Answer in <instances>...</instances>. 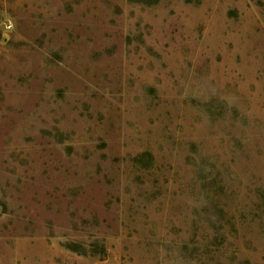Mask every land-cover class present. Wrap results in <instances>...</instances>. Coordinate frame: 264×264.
I'll return each mask as SVG.
<instances>
[{
	"label": "rangeland",
	"instance_id": "rangeland-1",
	"mask_svg": "<svg viewBox=\"0 0 264 264\" xmlns=\"http://www.w3.org/2000/svg\"><path fill=\"white\" fill-rule=\"evenodd\" d=\"M0 264H264V0H0Z\"/></svg>",
	"mask_w": 264,
	"mask_h": 264
},
{
	"label": "built area",
	"instance_id": "built-area-1",
	"mask_svg": "<svg viewBox=\"0 0 264 264\" xmlns=\"http://www.w3.org/2000/svg\"><path fill=\"white\" fill-rule=\"evenodd\" d=\"M6 27H10V25H6Z\"/></svg>",
	"mask_w": 264,
	"mask_h": 264
}]
</instances>
